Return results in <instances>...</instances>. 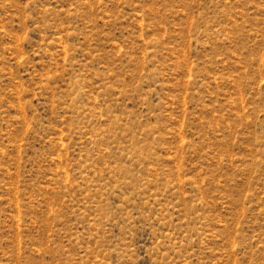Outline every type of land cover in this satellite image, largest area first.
<instances>
[{
	"label": "rangeland",
	"instance_id": "1",
	"mask_svg": "<svg viewBox=\"0 0 264 264\" xmlns=\"http://www.w3.org/2000/svg\"><path fill=\"white\" fill-rule=\"evenodd\" d=\"M0 264H264V0H0Z\"/></svg>",
	"mask_w": 264,
	"mask_h": 264
}]
</instances>
